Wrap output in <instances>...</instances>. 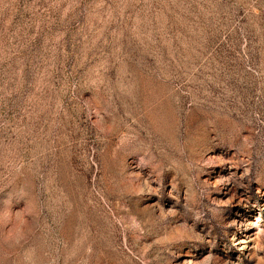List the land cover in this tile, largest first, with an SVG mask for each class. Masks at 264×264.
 Segmentation results:
<instances>
[{
    "label": "rangeland",
    "instance_id": "374dc122",
    "mask_svg": "<svg viewBox=\"0 0 264 264\" xmlns=\"http://www.w3.org/2000/svg\"><path fill=\"white\" fill-rule=\"evenodd\" d=\"M0 264H264V0H0Z\"/></svg>",
    "mask_w": 264,
    "mask_h": 264
}]
</instances>
